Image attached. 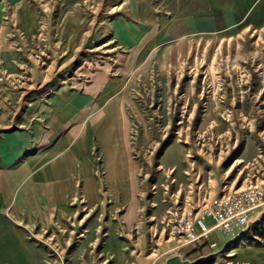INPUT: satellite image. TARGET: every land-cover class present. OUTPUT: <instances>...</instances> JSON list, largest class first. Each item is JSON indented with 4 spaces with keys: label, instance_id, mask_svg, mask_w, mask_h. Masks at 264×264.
Returning a JSON list of instances; mask_svg holds the SVG:
<instances>
[{
    "label": "rangeland",
    "instance_id": "obj_1",
    "mask_svg": "<svg viewBox=\"0 0 264 264\" xmlns=\"http://www.w3.org/2000/svg\"><path fill=\"white\" fill-rule=\"evenodd\" d=\"M135 1L0 0V146L84 153L63 205L5 216L43 264H241L237 242L183 246L170 215L264 182V25L172 39ZM118 131L128 194L106 176Z\"/></svg>",
    "mask_w": 264,
    "mask_h": 264
},
{
    "label": "crops",
    "instance_id": "obj_2",
    "mask_svg": "<svg viewBox=\"0 0 264 264\" xmlns=\"http://www.w3.org/2000/svg\"><path fill=\"white\" fill-rule=\"evenodd\" d=\"M135 3L141 4L132 10L142 12L143 25L152 27L157 24L165 36L172 39L264 25V0H140ZM59 116L61 123L65 112L61 111ZM117 136L116 143L110 137L107 143L110 152L106 159V176L114 187L125 188L128 194L131 188L127 152L122 146L119 131ZM19 139L9 138L0 146V264H43L44 253L26 239L23 230L11 224L4 211L8 210L14 217L20 213L37 216L63 205L75 165L84 153L76 147L67 148L69 139L66 137L45 148H41L43 145L37 139L33 143L27 138ZM263 214L264 208L261 216ZM212 223V219H206L207 225ZM241 233L231 237L212 231L201 243H208L207 247L209 243H215L214 247L222 250L237 242L231 250L241 264H264V237L252 232V237L259 242L243 244L242 238L237 239ZM200 246L191 244L188 248L194 250ZM170 264H180L179 259L172 260Z\"/></svg>",
    "mask_w": 264,
    "mask_h": 264
},
{
    "label": "built area",
    "instance_id": "obj_3",
    "mask_svg": "<svg viewBox=\"0 0 264 264\" xmlns=\"http://www.w3.org/2000/svg\"><path fill=\"white\" fill-rule=\"evenodd\" d=\"M263 208L264 182L214 198L194 214L185 209H175L170 215L172 232L183 239V246L206 239L212 231L234 237L249 231L251 225L260 220ZM207 218L212 219V225L206 224ZM214 246L215 243H209L210 248Z\"/></svg>",
    "mask_w": 264,
    "mask_h": 264
},
{
    "label": "trees",
    "instance_id": "obj_4",
    "mask_svg": "<svg viewBox=\"0 0 264 264\" xmlns=\"http://www.w3.org/2000/svg\"><path fill=\"white\" fill-rule=\"evenodd\" d=\"M260 225H258V227H255L253 230V234L260 236V237H264V226L263 227H259ZM208 243H204V246H207Z\"/></svg>",
    "mask_w": 264,
    "mask_h": 264
},
{
    "label": "water",
    "instance_id": "obj_5",
    "mask_svg": "<svg viewBox=\"0 0 264 264\" xmlns=\"http://www.w3.org/2000/svg\"><path fill=\"white\" fill-rule=\"evenodd\" d=\"M242 233H244V232H242ZM242 233H241V235L237 239H241L242 238Z\"/></svg>",
    "mask_w": 264,
    "mask_h": 264
}]
</instances>
